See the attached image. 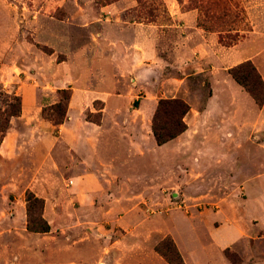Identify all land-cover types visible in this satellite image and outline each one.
Listing matches in <instances>:
<instances>
[{"label":"rangeland","instance_id":"obj_1","mask_svg":"<svg viewBox=\"0 0 264 264\" xmlns=\"http://www.w3.org/2000/svg\"><path fill=\"white\" fill-rule=\"evenodd\" d=\"M137 52L159 60L122 74L104 59ZM247 60L264 83V0H0V106L19 96L27 121L11 117L0 144V264H65L79 236L105 229L183 264H264V102L229 73ZM61 88L67 116L97 124L95 89L121 95L92 158L71 132L65 145L42 134ZM161 98L189 110L158 145ZM28 191L48 232L26 228Z\"/></svg>","mask_w":264,"mask_h":264},{"label":"crops","instance_id":"obj_2","mask_svg":"<svg viewBox=\"0 0 264 264\" xmlns=\"http://www.w3.org/2000/svg\"><path fill=\"white\" fill-rule=\"evenodd\" d=\"M136 54V57H104V59L108 62L118 64L119 72L122 74H125L123 71L126 72L129 71V69L136 70L138 66H142L143 68L151 67V63L147 64L149 63L148 61L152 62L159 60L158 57H140V53L137 52ZM97 90L95 89V96L92 100H101L107 114L109 111H114L117 108L118 103L112 102L111 98L118 100L121 96L120 93L115 92L116 97H111L109 96V94H112L111 92L107 90L104 92ZM73 95H75V93ZM70 108H72L71 102L69 103L68 109ZM105 111L102 113L103 118L98 124L86 119L75 118L73 115H68L67 118L69 120L66 118V120L57 127L43 120L39 125H44L46 127V132L44 131L42 134L51 135L54 132H56V135L59 134L61 140L58 145H65L67 142L66 134L71 132L74 149L76 150L77 147L80 148V145H84V148L88 151L89 157L92 158V156H95L98 142L101 141L100 138H97L98 135H94L92 132L95 131L98 133L101 130L103 131L106 120ZM24 114L25 113L22 112V115H20L19 118H23ZM25 119L26 118L24 117V122H27ZM34 125L37 126V123ZM13 134L14 132H11L10 127L3 142L11 137V135L13 137ZM81 167L85 168V171H88L87 173L92 172L91 169H87L89 168V165L87 164L81 165ZM84 186L88 188L91 187L90 183L84 184ZM86 233L85 236H79L78 243H76L78 244V247L74 251L73 259L65 264H144L146 252H151L149 257H155L157 255V257L162 260L161 256L153 249L145 250L138 246L125 244L124 240H122V236L116 233V231L105 229L101 231H88Z\"/></svg>","mask_w":264,"mask_h":264},{"label":"trees","instance_id":"obj_3","mask_svg":"<svg viewBox=\"0 0 264 264\" xmlns=\"http://www.w3.org/2000/svg\"><path fill=\"white\" fill-rule=\"evenodd\" d=\"M231 76L244 87L253 100L262 105L264 102V83L256 67L249 61L242 62L229 69ZM59 99L47 107H43L41 115L53 124H62L67 118L71 90L61 88L58 90ZM12 101L4 102L5 107L0 106V144L10 128V119L21 113V99L13 94ZM189 107L179 98H161L152 118V134L158 145L175 138L187 128L184 116ZM89 118V117H88ZM27 223L26 228L31 232H48L50 226L42 217L43 200L27 192ZM155 251L160 254L169 264H183L178 252L171 255L164 245H156Z\"/></svg>","mask_w":264,"mask_h":264}]
</instances>
